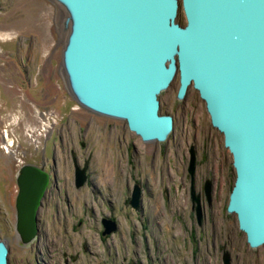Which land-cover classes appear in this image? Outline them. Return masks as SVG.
<instances>
[{"label": "rangeland", "instance_id": "1", "mask_svg": "<svg viewBox=\"0 0 264 264\" xmlns=\"http://www.w3.org/2000/svg\"><path fill=\"white\" fill-rule=\"evenodd\" d=\"M69 16L59 0H0V239L9 264H226L228 254L230 264H264V244L252 247L227 210L233 156L199 92L190 87L178 98L177 75L159 95L174 130L165 141L144 142L125 120L94 112L76 96L64 64ZM178 21L186 24L182 8ZM211 138L225 178L200 224L186 165L190 145L204 147ZM85 160L88 178L78 187L76 167ZM46 163L55 180L39 210V235L23 244L17 173ZM135 186L142 192L138 210L131 204ZM105 220L116 222L111 234H103Z\"/></svg>", "mask_w": 264, "mask_h": 264}, {"label": "water", "instance_id": "2", "mask_svg": "<svg viewBox=\"0 0 264 264\" xmlns=\"http://www.w3.org/2000/svg\"><path fill=\"white\" fill-rule=\"evenodd\" d=\"M71 33L64 64L76 96L92 111L123 119L144 141L174 130L159 95L179 75L178 98L194 87L233 156L228 203L252 247L264 244V0H62ZM183 9L186 24L178 21ZM87 166L76 167V184ZM191 172H195L193 163ZM45 166L17 173L16 230L23 244L40 232L39 210L50 184ZM209 196L211 185L207 186ZM135 187L131 204L140 207ZM193 202L198 201L195 191ZM104 235L117 229L104 221ZM0 239V264H9ZM225 259L230 264V256Z\"/></svg>", "mask_w": 264, "mask_h": 264}, {"label": "flooded vegetation", "instance_id": "3", "mask_svg": "<svg viewBox=\"0 0 264 264\" xmlns=\"http://www.w3.org/2000/svg\"><path fill=\"white\" fill-rule=\"evenodd\" d=\"M177 97H178V92H177ZM107 117H110V116H107ZM110 118H114V117H110ZM115 119H118V118H115ZM120 120H123V119H120ZM184 135H186V137L187 136L189 137L190 131H188L187 133H184ZM195 139H197L196 136H195ZM213 140L215 141V139ZM209 141H212V138L208 140L207 142H205L204 147H200V144L198 142L197 143L194 142V144L190 145L189 159L187 160V165H186V175L185 176H186V182H187V185L190 191L191 199H192L193 191H195V196L198 197V201L196 202H193V199H192V210L196 212L198 222L200 224L203 222V220L208 218L209 211L214 210V206L217 202V199H215L216 198L215 197L216 187L218 185L222 187L223 181L225 178L224 165L223 163H221L220 154L215 149V147H212L213 141L212 142H209ZM144 142H156V141H144ZM82 144L84 145L85 142H82ZM74 160H75L74 161L75 166L80 165L78 158L76 156ZM193 163H195L194 173L191 172ZM44 166H45V170L50 174V177H51L50 184L46 191L47 193L51 189L52 184L54 183L56 173H55V168L54 167L52 168L49 164L46 163L44 164ZM84 166H87V171H86V181H87L89 162L85 160ZM221 167L223 169H221ZM220 170L222 171V173L220 172ZM220 177H222V179L219 181L218 179ZM208 185H211V195L210 196L207 191ZM135 187H138L140 189L139 186H135ZM141 193L142 192L140 189V194ZM227 210H228V207H227Z\"/></svg>", "mask_w": 264, "mask_h": 264}, {"label": "bare ground", "instance_id": "4", "mask_svg": "<svg viewBox=\"0 0 264 264\" xmlns=\"http://www.w3.org/2000/svg\"><path fill=\"white\" fill-rule=\"evenodd\" d=\"M59 1H62V0H59ZM8 141H9V142H12V141H13V139H9ZM10 144H11V143H10Z\"/></svg>", "mask_w": 264, "mask_h": 264}, {"label": "trees", "instance_id": "5", "mask_svg": "<svg viewBox=\"0 0 264 264\" xmlns=\"http://www.w3.org/2000/svg\"><path fill=\"white\" fill-rule=\"evenodd\" d=\"M182 20L184 21V17H182ZM183 23H184V22H183ZM183 23H182V24H183Z\"/></svg>", "mask_w": 264, "mask_h": 264}]
</instances>
